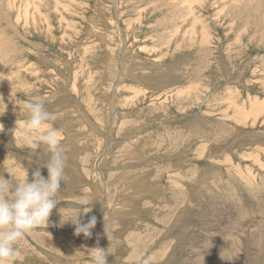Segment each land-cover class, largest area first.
Masks as SVG:
<instances>
[{"label":"rangeland","instance_id":"1","mask_svg":"<svg viewBox=\"0 0 264 264\" xmlns=\"http://www.w3.org/2000/svg\"><path fill=\"white\" fill-rule=\"evenodd\" d=\"M27 1L0 20L19 32L0 51V178L47 177L51 153L23 131L35 99L56 116L65 176L5 264H92L95 247L107 264H264V7ZM77 214L95 216L90 237Z\"/></svg>","mask_w":264,"mask_h":264},{"label":"clouds","instance_id":"2","mask_svg":"<svg viewBox=\"0 0 264 264\" xmlns=\"http://www.w3.org/2000/svg\"><path fill=\"white\" fill-rule=\"evenodd\" d=\"M44 100H30L26 109L25 136L35 134L36 141L46 146L51 153L49 160L43 165L47 168V177L41 174L39 168L28 177L16 181L10 174L9 178H0V264L15 261L18 256V241L32 229L48 222L52 210L59 202L57 193L64 181L66 156L61 150V135L57 129L47 124L54 121L56 116L44 107ZM75 234L83 233L85 237L92 235L96 218L91 217L87 223L78 219L73 221ZM110 253L95 247L91 253L92 264H107Z\"/></svg>","mask_w":264,"mask_h":264},{"label":"bare ground","instance_id":"3","mask_svg":"<svg viewBox=\"0 0 264 264\" xmlns=\"http://www.w3.org/2000/svg\"><path fill=\"white\" fill-rule=\"evenodd\" d=\"M13 1H15V0H13ZM12 0H0V20L3 18V15H5L6 13L7 14H9L11 11H12V7H13V5H12V2H13ZM21 1V0H20ZM22 1H24V0H22ZM27 1V0H26ZM243 1V0H242ZM248 1H250V3L251 2H253V5L254 6H256V7H264V2L263 1H261V0H248ZM28 3H29V1H27ZM26 2V3H27ZM30 2H32V1H30ZM24 3V2H23ZM27 3V4H28ZM34 3V2H33ZM36 3V2H35ZM35 3L33 4L34 6H35ZM188 3V2H187ZM234 4V3H233ZM243 4V3H242ZM252 4V3H251ZM250 4V5H251ZM19 5V4H18ZM172 5V4H171ZM174 5V4H173ZM172 5V6H173ZM24 6V7H23ZM22 7L23 8H25V6H26V4L25 5H23ZM28 6H30V4H28ZM28 6H26L27 7V11L29 10V8H28ZM169 6V5H168ZM195 6V5H194ZM231 6H233V5H231ZM249 7V4L247 5L246 3L243 5V7ZM65 7V6H64ZM238 7V6H237ZM241 7V6H240ZM242 7V8H243ZM247 7V8H248ZM252 7V6H251ZM20 8V7H19ZM230 8V7H229ZM253 8V7H252ZM21 9V8H20ZM34 9V8H33ZM25 10H26V8H25ZM56 10V9H55ZM238 10H240V9H238ZM27 11L25 12V14L27 13ZM251 11V10H250ZM24 12V11H23ZM244 12V11H243ZM252 12V11H251ZM29 13V12H28ZM6 14V15H7ZM246 14V13H245ZM249 14V13H248ZM24 15V14H23ZM24 16H26V15H24ZM21 17V16H20ZM8 20H11V18L10 17H8ZM6 21V23H5V26H4V28H3V26H2V24L0 23V41L1 42H3V46H2V48H0V51H1V53H2V55L5 57V60H8V58H9V54L11 55L12 54V47L10 46V42H11V37H10V29H12V31L13 32H15V35H18L19 34V32H18V30L17 29H13L12 27H11V25H10V23H9V21ZM71 21V20H70ZM1 22V21H0ZM5 22V21H4ZM68 22V21H67ZM13 23V22H12ZM15 27V26H14ZM178 31V30H177ZM21 33V32H20ZM93 33V32H92ZM13 36V35H12ZM19 36V35H18ZM185 38V37H184ZM1 44V43H0ZM236 44V43H235ZM1 46V45H0ZM15 45H13V47H14ZM123 49V48H122ZM128 53V52H127ZM125 55V54H124ZM201 58V57H200ZM11 59H12V57H11ZM130 59V58H129ZM125 60V59H124ZM120 61V60H119ZM122 61V60H121ZM8 62V61H7ZM123 63V62H122ZM6 65V64H5ZM14 65V64H13ZM12 67V66H11ZM1 69H0V72H3V75H5V76H3V83L4 84H7V82H8V80H9V76H8V73H10V71L6 68V67H0ZM10 70H12L11 68H10ZM11 72H13V71H11ZM15 72V71H14ZM1 74V73H0ZM12 74V73H11ZM179 74V73H178ZM1 76V75H0ZM13 79V78H12ZM15 81V80H14ZM1 84L0 83V87H1V85L2 86H4V84ZM6 87V86H5ZM12 87V86H11ZM7 88H8V85H7ZM7 88H4V89H7ZM9 89V88H8ZM8 91V90H7ZM10 91V90H9ZM2 92V91H1ZM5 92V91H4ZM6 94V93H5ZM8 94H10V92L8 93ZM2 96V95H1ZM229 96V95H228ZM3 98V97H2ZM4 98L6 99V97H5V95H4ZM215 99V98H214ZM1 101H3V100H1ZM6 101V100H5ZM4 101V102H5ZM213 101V100H212ZM8 102V101H7ZM259 102V101H258ZM6 104V103H5ZM254 104H255V102H254ZM254 104H253V106H254ZM258 104V103H257ZM10 105V104H9ZM256 106V105H255ZM263 106V105H262ZM262 106H259V107H262ZM253 109H255V108H253ZM258 110V112H259V110H261L262 111V109H257ZM257 112V111H256ZM255 112V113H256ZM263 112V111H262ZM250 113V112H249ZM260 113V112H259ZM258 113V114H259ZM248 115V114H247ZM253 115H254V113H253ZM262 115V114H261ZM249 116H250V114H249ZM256 116H259V115H256ZM256 116H254V117H256ZM244 117H246V116H244ZM248 117V116H247ZM206 125V124H205ZM207 126V125H206ZM262 133V132H261ZM260 134V133H259ZM258 134V135H259ZM248 136V135H247ZM250 136H252V135H250ZM254 137H256L255 135H253ZM261 136H262V134H261ZM222 138L224 137V136H221ZM220 137V138H221ZM257 138V137H256ZM261 138V137H260ZM193 140H194V138H193ZM196 141V140H195ZM261 141V140H260ZM264 142V141H263ZM206 144V143H205ZM246 144V143H245ZM201 150V149H200ZM215 157H216V155H215ZM214 158V157H213ZM189 175V174H188ZM231 180V179H230ZM144 196V195H143ZM180 196V195H179ZM184 197V196H183ZM264 198V197H263ZM131 214V213H130ZM132 215V214H131ZM136 218V217H135ZM242 219V218H241ZM245 219V218H244ZM111 221H112V219H110ZM109 220V221H110ZM251 222V221H250ZM109 224V223H108ZM103 227V226H102ZM102 231V230H101ZM262 235V234H261ZM256 238V237H255ZM253 239V238H252ZM256 240H258V239H256ZM259 241H261V240H259ZM211 244V243H210ZM216 244V243H215ZM214 244V245H215ZM212 245V244H211ZM210 245V246H211ZM111 246V245H110ZM216 248V247H215ZM215 250V249H214ZM202 253V252H201ZM204 254V253H203ZM214 254L212 253L211 255L210 254H208L207 252H206V254H205V256H206V260H204L203 262H198L199 264H208V259H211V258H213L214 256H213ZM201 257V256H200ZM203 257V256H202ZM218 258V257H217ZM216 258V259H217ZM201 260H202V258H200ZM230 260V259H229ZM226 261V260H225ZM211 262H212V260H211ZM210 262V263H211ZM186 263V262H185ZM209 263V264H210ZM219 263V262H218ZM216 264V263H215Z\"/></svg>","mask_w":264,"mask_h":264},{"label":"crops","instance_id":"4","mask_svg":"<svg viewBox=\"0 0 264 264\" xmlns=\"http://www.w3.org/2000/svg\"><path fill=\"white\" fill-rule=\"evenodd\" d=\"M132 247H134L135 249H137V251H140L137 244L131 245Z\"/></svg>","mask_w":264,"mask_h":264}]
</instances>
